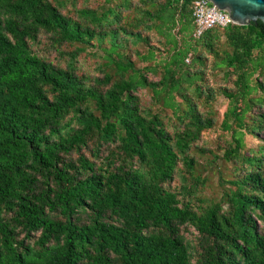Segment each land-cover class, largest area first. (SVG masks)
<instances>
[{
	"label": "trees",
	"instance_id": "obj_1",
	"mask_svg": "<svg viewBox=\"0 0 264 264\" xmlns=\"http://www.w3.org/2000/svg\"><path fill=\"white\" fill-rule=\"evenodd\" d=\"M75 1L0 0V264H264V24L196 38L194 0ZM221 37L230 142L209 201L196 156L212 154L197 143L214 120L199 107L215 101L202 67ZM88 54L100 77L81 74Z\"/></svg>",
	"mask_w": 264,
	"mask_h": 264
},
{
	"label": "rangeland",
	"instance_id": "obj_2",
	"mask_svg": "<svg viewBox=\"0 0 264 264\" xmlns=\"http://www.w3.org/2000/svg\"><path fill=\"white\" fill-rule=\"evenodd\" d=\"M69 2L71 0H68ZM136 2V0H134ZM104 4V0H76L75 6L76 8L79 7H89L90 9L97 8ZM68 9L71 10V3L68 4ZM152 38V44L155 46H158L156 43V40L158 37L150 33L149 34ZM217 46L215 49H218L216 53L218 56H215L214 54H209L208 52L205 53V62L204 66L202 67V70L204 71V85L207 86L209 89H212L215 93V101L212 103L210 108L204 109L203 106L199 107V110L201 112H211V117L214 120V126L212 129L207 130L201 134L200 141L197 143L198 146H204L206 149L210 150L212 154H206L204 156V159L199 158L196 156V158L200 161V168L199 172L203 177L207 178V182L204 185V188L202 190V195L204 198H206L209 201H217L219 200L221 189L218 187L217 182V175L216 170L219 167L220 161L212 160L211 157L213 154H221L222 150L228 146V143L230 142L229 134L222 131L220 125L222 122L223 114L226 111L228 107V101L226 98L219 94V91L222 89H226L228 91L232 92V82L234 78L227 79L224 77L225 75V69H218L214 66V61L217 60L219 56H221V51L223 49L228 50L224 41V38L221 37L219 42L217 43ZM36 52L40 54L41 56H44L48 59V61L52 62L53 64L58 63V56L56 53L49 49L48 42L45 38H42L41 45L39 47L35 48ZM198 52H204L201 48L197 49ZM91 51V50H90ZM143 52V50H141ZM206 52V51H205ZM191 55H188V57L184 60V63L189 65L191 62ZM98 60L96 58H93L91 55H81L78 60V67L81 72V74L85 76L90 77H100V73L97 69L98 66ZM138 66L141 67V65L138 63ZM193 69H199L198 65H195ZM152 80H156L157 78L150 77ZM257 79L261 81V78L258 77L256 74L253 77V81ZM218 94V95H217ZM137 95L140 99V104L143 108L146 109H152V111L155 110V108L151 105L150 96L145 91H138ZM258 95L257 93H253V96ZM206 108V107H205ZM264 112V107L261 109ZM259 136H263L261 133H259ZM245 148L251 149L256 148L261 142L259 141V138L256 136L246 135L244 138ZM207 160V161H206ZM213 161V164H207L208 162ZM206 168V169H205ZM228 173L231 171L230 165H227ZM172 184V188H175V186H180V180L178 178H175ZM184 237L188 240L193 242L195 232H193L192 229H186L183 231Z\"/></svg>",
	"mask_w": 264,
	"mask_h": 264
},
{
	"label": "water",
	"instance_id": "obj_3",
	"mask_svg": "<svg viewBox=\"0 0 264 264\" xmlns=\"http://www.w3.org/2000/svg\"><path fill=\"white\" fill-rule=\"evenodd\" d=\"M218 10L229 15L233 25L264 24V0H208Z\"/></svg>",
	"mask_w": 264,
	"mask_h": 264
},
{
	"label": "built area",
	"instance_id": "obj_4",
	"mask_svg": "<svg viewBox=\"0 0 264 264\" xmlns=\"http://www.w3.org/2000/svg\"><path fill=\"white\" fill-rule=\"evenodd\" d=\"M192 18L195 26L194 36L199 38L213 27H226L232 24L226 12L218 10L208 0H194Z\"/></svg>",
	"mask_w": 264,
	"mask_h": 264
}]
</instances>
